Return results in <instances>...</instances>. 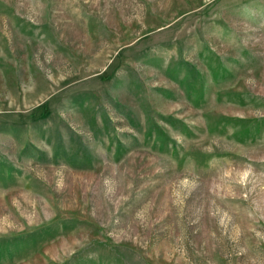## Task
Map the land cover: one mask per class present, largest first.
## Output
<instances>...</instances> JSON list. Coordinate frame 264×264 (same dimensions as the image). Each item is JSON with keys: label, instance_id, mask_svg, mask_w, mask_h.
Wrapping results in <instances>:
<instances>
[{"label": "rangeland", "instance_id": "1", "mask_svg": "<svg viewBox=\"0 0 264 264\" xmlns=\"http://www.w3.org/2000/svg\"><path fill=\"white\" fill-rule=\"evenodd\" d=\"M0 264H264V0H0Z\"/></svg>", "mask_w": 264, "mask_h": 264}]
</instances>
